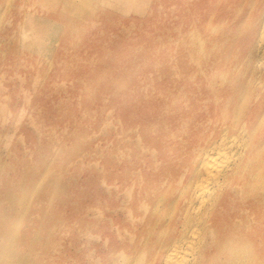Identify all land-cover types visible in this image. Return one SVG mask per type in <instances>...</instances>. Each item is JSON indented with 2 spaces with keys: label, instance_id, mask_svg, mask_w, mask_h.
<instances>
[{
  "label": "rangeland",
  "instance_id": "rangeland-1",
  "mask_svg": "<svg viewBox=\"0 0 264 264\" xmlns=\"http://www.w3.org/2000/svg\"><path fill=\"white\" fill-rule=\"evenodd\" d=\"M263 1L0 0V264H162L193 213L187 162L246 95L227 29ZM235 215L264 231L260 202ZM241 224L213 264H245Z\"/></svg>",
  "mask_w": 264,
  "mask_h": 264
},
{
  "label": "bare ground",
  "instance_id": "bare-ground-1",
  "mask_svg": "<svg viewBox=\"0 0 264 264\" xmlns=\"http://www.w3.org/2000/svg\"><path fill=\"white\" fill-rule=\"evenodd\" d=\"M258 9V13L249 14V21L242 28L227 29L231 33L237 30L236 41L231 44L232 49L237 47L235 62L230 60L229 64L244 63L245 72L251 69L247 77L241 76L243 88L239 98L246 95L237 104V115L233 119L230 102L223 101L221 117L216 118L225 127L210 125L199 152L187 162L189 177L182 192L193 213L182 233L169 244L162 264L216 263L217 257L224 253V235L230 229L241 228V223L248 225L245 229L250 242V250L240 251L245 264H254L252 258L256 251L263 250L260 256L264 257V231L249 224V215L241 218L235 215L246 205L253 219H258V202L264 207V72L263 76H255L253 66L250 68L264 60V1ZM237 18L236 14L233 20ZM237 42L238 46H234ZM253 92L259 99L248 109ZM235 188L243 192L241 204L237 201L232 206L233 211L222 209ZM220 262L235 264L236 260L230 254Z\"/></svg>",
  "mask_w": 264,
  "mask_h": 264
}]
</instances>
